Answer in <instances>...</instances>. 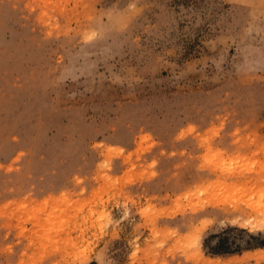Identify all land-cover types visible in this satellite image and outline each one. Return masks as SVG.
Masks as SVG:
<instances>
[{
	"label": "rangeland",
	"instance_id": "1",
	"mask_svg": "<svg viewBox=\"0 0 264 264\" xmlns=\"http://www.w3.org/2000/svg\"><path fill=\"white\" fill-rule=\"evenodd\" d=\"M237 209L264 217V0H0V264H264Z\"/></svg>",
	"mask_w": 264,
	"mask_h": 264
},
{
	"label": "bare ground",
	"instance_id": "2",
	"mask_svg": "<svg viewBox=\"0 0 264 264\" xmlns=\"http://www.w3.org/2000/svg\"><path fill=\"white\" fill-rule=\"evenodd\" d=\"M193 207V209H192V211H195V210H197V208H196V206L194 207V205L192 206ZM194 208H196V209H194ZM199 208V207H198ZM252 208V210H254L255 208H253V207H251ZM200 209V208H199ZM238 210V209H237ZM238 211H240L241 213H243V214H245V215H247V214H249L251 211H250V209L249 210H246V209H243V210H238ZM262 211H264V210H262ZM264 212H262V214H263ZM264 216V215H263ZM247 218L243 221V223L241 224L240 223V225H243V226H246V225H249V226H253V225H258L259 223H261L263 220H264V217L262 218V221L261 222H259L257 219H256V217L255 216H252V215H247L246 216ZM258 226H260V225H258ZM245 255L247 254V256H254V257H256V259L258 260V259H263L264 258V246L263 247H257V248H255L253 251H246V253H244ZM234 256V255H233ZM234 257H236V255L234 256ZM210 264H219V262L221 261V258H220V256H216L215 258H210V259H208L207 260Z\"/></svg>",
	"mask_w": 264,
	"mask_h": 264
},
{
	"label": "trees",
	"instance_id": "3",
	"mask_svg": "<svg viewBox=\"0 0 264 264\" xmlns=\"http://www.w3.org/2000/svg\"><path fill=\"white\" fill-rule=\"evenodd\" d=\"M259 244H261V242H259V243H257V245H259ZM221 246L220 245H218V247L216 248V249H218V248H220Z\"/></svg>",
	"mask_w": 264,
	"mask_h": 264
}]
</instances>
